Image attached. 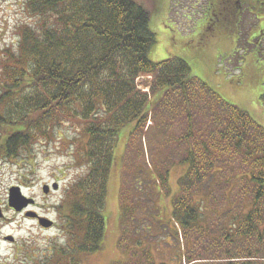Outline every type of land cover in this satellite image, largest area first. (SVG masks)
<instances>
[{
  "label": "trees",
  "instance_id": "trees-1",
  "mask_svg": "<svg viewBox=\"0 0 264 264\" xmlns=\"http://www.w3.org/2000/svg\"><path fill=\"white\" fill-rule=\"evenodd\" d=\"M24 9L32 21L18 25L0 62L1 157L52 142L56 121L78 120L84 138L71 141L87 168L58 209L64 241L30 264H80L103 248L110 174L128 125L119 191L127 256L111 264H157L159 228L188 243L185 264H264V127L181 56L150 59L148 0H24ZM140 76H151L149 91ZM145 135L149 153L135 147ZM176 165L186 167L174 190ZM162 193L172 220L152 215Z\"/></svg>",
  "mask_w": 264,
  "mask_h": 264
},
{
  "label": "rangeland",
  "instance_id": "rangeland-1",
  "mask_svg": "<svg viewBox=\"0 0 264 264\" xmlns=\"http://www.w3.org/2000/svg\"><path fill=\"white\" fill-rule=\"evenodd\" d=\"M148 2L153 16L151 27L157 34V44L149 53L150 59L159 62L174 55L181 56L189 62L193 74L203 78L223 98L247 111L264 127V52L257 54L256 48L250 51L252 44H247L246 40L251 36L248 31L250 24L243 23L240 30L237 24L234 29L231 28L232 32L222 28L217 32L219 36L208 37L203 33L202 26L209 16L206 17L204 13L199 16L196 14L197 9L193 14L192 7L196 5L195 0H148ZM30 20L32 21V18L30 19L28 12L24 9V0H0V62L4 50L16 47L18 25ZM262 43L264 39L261 40L260 44ZM255 44L253 47H257ZM253 59L256 60V65ZM146 78L143 77V80ZM56 122L57 127L52 135V142L47 144L42 141L35 142V148L19 152L14 158L1 157L0 154V205L3 204L6 217L2 220L6 224L3 228L6 233L15 238L13 244L2 242V237L0 238V264H30L38 256L46 254L53 243L64 241L60 230L61 214H58L57 209L49 206L61 205L65 200L68 201V187L70 188L79 177L85 174L87 168L78 164L74 153L77 144L71 141L78 135L81 141V138H84L80 132L81 123L78 120L66 123ZM129 128L131 125L120 131L122 141H120L117 156L119 166L117 169L113 167L110 174L105 206L107 226L103 248L98 252L82 256L80 264H111L122 261L127 256L125 251L119 248L121 225L123 226L119 191L122 171L120 162L123 158L124 141L130 131ZM152 142L151 137L145 135L140 142L135 144V147L138 150L144 148L146 153H149L153 150ZM185 167L176 165L171 170L170 185L174 190L177 186V179ZM130 173L133 174L135 171L130 170L129 176ZM130 177L131 180L135 178L134 181L137 179L134 176ZM57 178L61 185L60 190L52 194L50 198H46L42 189L44 182H51ZM12 186H20L23 194L35 197L39 206L34 208L36 212H42L51 219L55 218L56 226L46 230L30 218L28 211L19 212L12 209L8 203L9 189ZM166 194L156 195L155 210L152 215L157 216L161 211L166 215L165 218L171 219L168 208L170 204ZM157 220H159V215ZM2 221L0 220V223ZM146 223L148 221H145ZM158 232L162 244H157L158 242L152 244V260L157 264L162 262L185 264L182 256L185 254L184 248L186 250L188 248V243L185 242L183 248L179 241L175 243L167 231L163 232L159 228ZM199 251L200 249H197V252Z\"/></svg>",
  "mask_w": 264,
  "mask_h": 264
},
{
  "label": "flooded vegetation",
  "instance_id": "flooded-vegetation-1",
  "mask_svg": "<svg viewBox=\"0 0 264 264\" xmlns=\"http://www.w3.org/2000/svg\"><path fill=\"white\" fill-rule=\"evenodd\" d=\"M196 5L193 7L195 14L196 9L198 13L201 15L202 11L205 16H209L208 20L204 27H206V35L208 37L213 36L214 38L219 36L217 33L220 29L226 28L231 30V28H235L237 24L240 25L243 23L250 24V30H254L253 34L248 39V43L257 45L256 52L264 51V43L260 44L261 40L264 39V0H195ZM200 11V12H199ZM206 19V18H205ZM255 23V25H254ZM241 25V27H242ZM256 27V28H255ZM213 38V39H214ZM255 42V43H254ZM59 181L53 180L51 182H44L43 185H49L46 191L43 190L44 196L46 198H50L52 194H56L58 191L53 190V185L55 182ZM34 201L26 207L25 211H36L34 208L39 207L38 202L35 197L30 196ZM58 210V206H49ZM49 208V209H50ZM33 209V210H32ZM40 216L49 217L50 216L43 214L42 212H38ZM30 218L39 223L38 217L36 215L31 214ZM6 217L3 211V204L0 205V220H5ZM56 219L54 218L53 221ZM6 224L3 221L0 223V238L3 240L2 242H6L9 244L15 243V240L9 237V234L4 231ZM9 237V238H8ZM1 241V240H0ZM1 249V247H0ZM1 260V259H0Z\"/></svg>",
  "mask_w": 264,
  "mask_h": 264
},
{
  "label": "water",
  "instance_id": "water-1",
  "mask_svg": "<svg viewBox=\"0 0 264 264\" xmlns=\"http://www.w3.org/2000/svg\"><path fill=\"white\" fill-rule=\"evenodd\" d=\"M58 186L59 185L56 183L54 185V188L57 189ZM47 188H48V186H45L44 190L46 191ZM9 201H10V206L15 208L17 211H21L26 206H28L29 202L32 200L28 199L25 195H23L19 186H13L10 189ZM39 219H40V223L45 227H49L53 224V222L51 220H49L48 218L40 217Z\"/></svg>",
  "mask_w": 264,
  "mask_h": 264
}]
</instances>
